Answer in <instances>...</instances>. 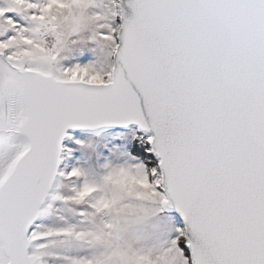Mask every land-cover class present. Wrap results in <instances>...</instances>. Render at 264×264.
<instances>
[{
    "label": "water",
    "instance_id": "obj_1",
    "mask_svg": "<svg viewBox=\"0 0 264 264\" xmlns=\"http://www.w3.org/2000/svg\"><path fill=\"white\" fill-rule=\"evenodd\" d=\"M110 77L0 51V264L33 230L76 134L147 138L191 264H264V0H119Z\"/></svg>",
    "mask_w": 264,
    "mask_h": 264
},
{
    "label": "rangeland",
    "instance_id": "obj_2",
    "mask_svg": "<svg viewBox=\"0 0 264 264\" xmlns=\"http://www.w3.org/2000/svg\"><path fill=\"white\" fill-rule=\"evenodd\" d=\"M119 27V0H0V51L68 78L106 81ZM136 145H148L136 130L71 137L56 199L32 232L40 264H191L182 224L162 209L157 161Z\"/></svg>",
    "mask_w": 264,
    "mask_h": 264
},
{
    "label": "trees",
    "instance_id": "obj_3",
    "mask_svg": "<svg viewBox=\"0 0 264 264\" xmlns=\"http://www.w3.org/2000/svg\"><path fill=\"white\" fill-rule=\"evenodd\" d=\"M148 151H150L148 145H146L144 147H141V146L138 147V145H136L133 148L134 155H137L139 157H142L150 165L153 164V162L156 163V160L154 159V157L152 156V154L150 152H148ZM184 244H185V241H184V239H182V241H181V247L184 249L185 254L189 257V253L187 252Z\"/></svg>",
    "mask_w": 264,
    "mask_h": 264
}]
</instances>
